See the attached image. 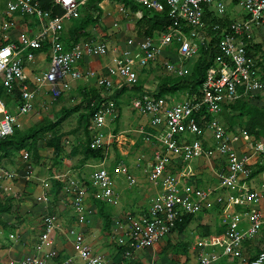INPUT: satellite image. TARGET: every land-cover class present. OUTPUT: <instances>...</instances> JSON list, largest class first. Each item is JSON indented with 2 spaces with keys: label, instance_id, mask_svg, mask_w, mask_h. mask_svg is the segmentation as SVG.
Returning a JSON list of instances; mask_svg holds the SVG:
<instances>
[{
  "label": "built area",
  "instance_id": "2783aa9c",
  "mask_svg": "<svg viewBox=\"0 0 264 264\" xmlns=\"http://www.w3.org/2000/svg\"><path fill=\"white\" fill-rule=\"evenodd\" d=\"M87 0H53L54 5L64 12L60 17L51 18L49 13L39 8L37 0H17L8 4L7 17L15 12L46 21L40 34L33 38L21 37L20 46H4L0 48V76L3 86L11 90L15 83L20 84L21 101L17 115H26L33 110L39 89L32 90L24 84L25 74L19 57L23 51L41 50L48 45L49 69L36 79L37 87H49L60 92H69L67 80L79 81L95 79V85L110 93L114 88L113 78L122 84L135 85L139 72L157 64L164 52L175 41L178 45L177 54L184 61H193L199 56L198 43L204 45L207 41L204 22L206 8L217 16L226 15L224 0H129L134 4L155 12H167L173 21V28L167 34L157 39H128L125 48L112 52L110 63L105 68V76H97L90 70L81 72L79 63L85 57L106 58L111 52L104 42H91L74 51H66L59 40L65 22L78 17L79 8ZM235 6L245 12V16L233 21L223 29L217 45L220 53L214 65L206 73L201 96L185 99L179 102L155 98L153 94L145 93L132 102V110L148 119L147 124L138 131L146 143H152L157 149L148 165V180L154 185H163L166 190L152 200L148 212L142 216H127L129 237L132 251L125 253L126 259H131L134 252L145 250L170 235L176 224L185 216H197L205 207L212 204L225 206L228 204L233 211L227 212L228 221L221 239L222 255L228 259L239 260L242 264H264V252L250 259L244 252L245 242L254 239L264 226V216L259 211L264 209V184L259 188H248L243 182L251 174L254 167L264 156V142L251 143L240 130L228 131L219 123V115L228 104L262 93L263 81L260 69L249 59L247 48L254 45L253 29L264 30V0H231ZM119 8L124 13L123 6L115 1L105 2ZM141 17V15H140ZM111 12L104 19H111ZM113 28L118 27L116 23ZM11 27L9 22L3 25L2 31ZM181 27L192 29L186 35ZM215 26L214 30H219ZM195 41H198V43ZM34 54L28 53L27 59L32 61ZM164 59V58H163ZM161 66L170 75L185 76L188 72L182 67H176L168 61ZM17 115L10 114L0 103V138L11 136L17 126ZM196 115L203 122L207 115L214 118L205 125L203 131L198 126ZM116 121V113L112 104L101 105L95 112L90 130L93 140L90 147L94 150L108 149L113 137L105 129ZM145 128L152 130L147 132ZM202 136V139H196ZM191 138V139H190ZM208 138L212 140L209 144ZM22 160L28 161V155L22 154ZM196 160L216 162L212 173L218 179L214 188L185 187L179 180L168 174V168L177 164H190ZM31 166L28 172L31 174ZM111 175L106 169H98L91 177V184L98 189V197L112 206L118 205V195L115 192L116 179L128 177V169L121 165ZM264 176V173L262 174ZM182 177V176H181ZM16 174L0 168V181L12 182ZM134 179H128V186H135ZM237 192L236 196H223L224 192ZM66 192L71 197V209L76 221L83 225L87 221L85 203L89 198V188L86 182L70 180ZM42 202L47 203L44 196ZM236 208H241L240 212ZM241 223L243 224L241 226ZM60 229L56 215H46L43 218V245L52 244V236ZM74 238L77 256L82 264H109L103 255L94 253L85 244V234L74 228L67 231ZM13 239V236H10ZM57 257L55 251L45 256L28 257L23 264H48ZM217 260L213 252H201L197 264H214ZM13 264V263H10ZM69 264V262L67 263ZM149 264H156L151 262Z\"/></svg>",
  "mask_w": 264,
  "mask_h": 264
},
{
  "label": "crops",
  "instance_id": "0c3cea01",
  "mask_svg": "<svg viewBox=\"0 0 264 264\" xmlns=\"http://www.w3.org/2000/svg\"><path fill=\"white\" fill-rule=\"evenodd\" d=\"M16 1L17 0H0V48L9 45L19 47V40L22 36L33 39L40 34V32L43 30V27L45 26L46 21L38 20L35 17H30L20 12H15L10 17H7L8 4L15 3ZM37 2L39 5V0H37ZM107 6L110 5L108 3L106 4L105 2L103 3V5H101V9L103 11L102 19L105 18L106 12H104V9L108 10V8H106ZM114 8L116 9L115 11L113 10ZM110 10L113 11H110L112 18L110 20L104 19L102 20V22L104 23L105 20H108L110 27L113 28V23H116L118 25V18H121L119 17L121 16V14H117L118 7L111 6ZM237 18L240 19L241 16H238ZM7 22L11 24V27L7 30V32H3V25ZM69 25L70 21L65 22L64 28L67 29ZM102 28H104L103 25ZM100 32L101 31H98V34H100ZM103 36L107 37V34H104ZM128 39L138 38L129 37L124 41L119 38V40H117V44L115 42L113 43L114 46L106 43L111 52L106 58L85 57L79 63L78 70L81 72L90 70L92 72H95L98 77L105 76V68L110 63L112 52L120 48H125V43ZM253 43L261 45L262 42L253 41ZM85 45L87 44H82V47ZM111 47L114 50H111ZM29 52H31L35 56L32 61H29L27 59V55ZM47 54L48 46L45 49L43 47V49L39 51H23L19 55L25 74V80L23 83L32 90L39 89L37 92L33 110L30 111L31 115H40V113L46 112L49 109V106L55 105L61 98L67 97L71 92L75 90L78 91L80 98L78 104H80L81 101L80 94L83 91L91 90L93 88L99 91L102 101L104 102L103 105H107L110 103L112 104V101L110 99L111 96H119V101L120 103H122V99L124 98V96L129 95V92L119 95L125 85L122 84L117 78H113L114 88L110 93L98 88L95 85L94 78L82 79L79 81L67 80V84L70 86L69 92H60V90L58 89L53 90L49 87L38 88L36 79L38 77H41L49 69V60ZM166 57L172 62L177 63L176 67H179V58L175 54L171 53L170 50L166 54ZM45 62L47 64L45 71L42 75H38L37 65ZM163 62L164 59L162 58L157 64L152 65L149 68L139 72L138 82H141L143 84V91L145 90L146 93H153V89L148 87V84L151 83L149 82V79L154 78L153 75L157 69L162 73L163 76H170V74H168L161 66ZM1 94L4 98L0 97V103L5 106V109L10 114L17 115L18 112L15 113V108L18 109L19 103L21 101L20 84L15 83L13 88L11 90H8L3 86V78L2 76H0V95ZM259 104H263L262 101L259 102ZM19 117H22V115H17V125L19 124ZM146 124L147 121L145 123H140L136 129L137 133L139 129ZM116 126L118 127V124L115 121L105 129V132L107 134H111V136L113 137L111 146L113 145L114 139L117 135H126L125 132H118ZM17 128L23 131V127L21 125H19V127ZM146 129L147 128H145V130ZM63 140H65V138ZM144 145H146V143ZM143 147L144 146H141V149ZM128 156L129 155L122 156L117 160L114 151L113 153H109V151H106L105 159L99 165H94V161L87 162L82 168H79L77 165L76 172L80 174L79 176H77L78 178L76 177V179L73 175H70V172L62 173L59 172V170H54L53 168L50 174L48 173V175H45L42 168H35L36 171H33L34 166H31V174H29L28 167H23L24 162L20 159V157L18 159L19 162H21L19 163L21 164V167H18L17 163L16 167L12 166L5 168L11 173L16 174V178L12 182L0 181V200H3L7 197H12L15 199V202L13 213L10 215H5L3 217V222L8 226L9 230V234L7 236L8 240L3 237L4 229L0 227V264H23L25 259H27L28 257L45 256L51 251H55L60 258L54 259L48 264H67L68 262L70 264H82L77 256L74 239L69 237L67 234V231L70 228H74L77 232H83L85 234V244H87L94 253L103 255L111 264L120 247H130L131 245L128 242L129 231L128 226L124 223V216L122 218H118L116 213V211L119 209V206H121L120 198L123 191V189L116 190L117 181L121 182L122 180H124V178L134 179L136 181L135 187H144L143 184H148L150 186H148L146 190L144 189L140 191L141 197L143 198L138 203L139 205L135 210L136 212H134L135 214H132L135 216H142L146 214L150 208L152 200H154L160 193L164 192L166 190V187L163 185L154 186L148 180V171L145 170L143 172L146 174V179L143 181L139 180V178L137 177L138 175L136 176L133 173L134 169L136 168L132 167L133 170L130 174L128 172V177L120 176L118 179H116L115 192L119 198L118 205H109L118 208L115 210L111 208V227L110 231L106 232L102 229V220L97 215V209L90 197V194L85 203V214L87 216V222L83 225H80L76 221L73 210L71 209V197L66 192V186L70 180H78L83 183L86 181H91L93 173L102 168L106 169L111 175H114V170L117 167L119 168V166H124L126 164L124 158ZM79 158L80 157H77L78 160ZM152 158L153 154L151 159L147 163V170L148 165L152 161ZM192 163L188 165L180 163L177 165H173L172 167L168 168V172L170 174L172 172L178 173L180 177L182 176L181 178L183 179L185 178V175H187L188 172L193 169L194 166H192ZM108 164L110 165L108 166ZM113 165H115L116 168H113ZM85 169L93 170L89 178L84 176ZM199 173L202 174L201 172ZM140 175H142V173H140ZM209 176L211 177V182H209ZM259 177L262 178L261 182L258 181V183L254 184L255 180H258L257 178ZM259 177L251 180L248 183L249 188H259L264 184V176L260 175ZM53 181H58L62 184V189L58 194H56L57 187L53 185ZM193 182L197 187L201 189H207L210 186H213V184H216V186L218 185V179L216 178V175L211 172L210 174H202L197 178L191 179L190 183ZM233 194V192L227 191L223 193V196L228 197L229 195ZM44 196L48 199L47 203L42 202V198ZM233 196H236V193ZM150 199V204L147 205L146 208H144V202L142 201L146 200V202H148V200ZM227 208H229L228 204H226L225 206L212 204L210 207H205L200 214L194 217L193 221L182 233L174 230L170 235L154 244L153 246L142 251L134 252L131 259H127L125 264H149L151 262H154L156 264H197L198 255L201 252L206 251L216 254L217 260L214 264H242L239 260L228 259L223 256L221 247L215 248V245H220L219 243L221 242L222 236L224 234V232L220 234V231H225V224L228 221L226 212L228 211ZM257 209H259V211L262 212L264 216L263 207L261 206ZM241 210V208H236L237 212H240ZM120 212L122 213V211H119V213ZM49 213H53L58 216L60 229L55 231L52 236V244L47 246L42 244L41 237L43 234V218L46 215H49ZM66 213H68V217L64 216ZM243 224L241 223V226ZM187 234L188 236H185ZM10 236H13L14 238L11 239ZM260 247H262L261 251H259ZM262 251L264 252V226L260 230L259 234L254 239L245 242L243 247V252L250 259L258 255Z\"/></svg>",
  "mask_w": 264,
  "mask_h": 264
},
{
  "label": "trees",
  "instance_id": "16d2710c",
  "mask_svg": "<svg viewBox=\"0 0 264 264\" xmlns=\"http://www.w3.org/2000/svg\"><path fill=\"white\" fill-rule=\"evenodd\" d=\"M106 1L108 0H87L80 6L78 17L72 19L69 27L67 29L64 28L60 33L61 35L59 38L66 51H74L82 47V44H89L95 41V34L102 28L103 11L101 5ZM112 1L121 4L124 13L128 15V17H135L138 13L141 14V17L136 19L133 23L135 38L157 39L161 35L169 33L173 28V21L169 18L167 12L159 13L151 11L129 0ZM233 4L235 5L234 2ZM39 6L44 12L49 13L51 18L60 17L64 12L61 8L55 7L53 0H39ZM203 20L207 25L206 35L208 41L204 45H200L198 41H195L198 43L199 56L193 63L190 73L185 76L165 75L160 78L152 93L155 98L179 102L181 101V96L186 97V99H192L194 96L199 98L201 96L206 73L209 68L214 65L215 61L220 58L217 45L220 40L221 32L233 22V20L227 16H217L208 8H206L204 12ZM215 26H219L220 29L214 30ZM181 30L188 36L192 31V29L185 27H181ZM47 46L48 45L45 44L43 46L44 49ZM176 47H178V45L174 41L164 52V61L168 59L166 54L169 50L179 58ZM261 53L262 47L259 44L249 45L247 48L249 59L252 61L255 59L259 60L254 63L255 66L260 69L264 84V54L261 55ZM259 55L260 58L257 57ZM261 61H263V64H261ZM168 62L175 66L177 64L169 59ZM185 62L188 63L191 61L186 60ZM123 84L125 87L122 88L119 95L129 92L131 101L139 99L145 94L143 93V84L141 82H137L135 85ZM0 97H3V95L1 94ZM80 97L81 101L79 105L68 110H62L56 116L55 120L43 118L23 131L15 127L11 136L0 138V168L6 170L4 167H1V165L12 166L19 157L22 160L23 153L28 155L27 162L22 160L27 165L25 167L40 165L42 162V157L39 152L41 143L44 144L45 148L53 152L56 159H60L64 153L63 139L67 136H74L76 132L79 131L82 133V138L79 144L71 149L69 156L72 158L80 157L78 160L79 168H82L89 161L103 162L107 150L105 148L94 150L90 147L93 140V133L90 127L95 112L104 102L102 101L99 91L94 88L83 91ZM263 97L264 86L262 93L251 95L248 98L234 101L225 106L223 111L216 116V119L228 131L240 130L242 135L251 143L264 142V103L261 105L259 104ZM110 99L115 109L116 122L118 124L121 117L119 96H111ZM73 114H78L76 130L68 133L62 132V124ZM195 117L202 131L205 125L214 118L212 115H207L206 119L201 122L200 116L196 115ZM146 131L154 133L148 128ZM196 139H202V136H197ZM145 143L143 136H139V138L136 139L126 135H117L114 139L112 149L118 160L122 156L129 155L132 148L141 147L140 145ZM113 166V168H116L115 165ZM263 173L264 156H262L260 161L251 168V174L243 184L249 188L248 183ZM53 185L57 187L56 194H58L62 189V184L58 181H53ZM86 185L89 188L90 197L96 206L97 215L102 220V229L109 232L112 222V215L109 210L111 206L105 200L98 197V189L93 187L90 181H86ZM14 202L15 199L12 197L0 200V227L4 230L8 229V226L3 222V217L13 213ZM49 215L55 214L49 213ZM194 217L193 215L185 216L176 224L174 230L182 233L193 221ZM223 232L224 230H221L220 234ZM261 249L262 247H260L259 251H261ZM132 250V245H130V247H120L111 264H125L127 260L125 258V253ZM256 256L252 257V259ZM59 258L60 257L57 255V257L49 260L48 263Z\"/></svg>",
  "mask_w": 264,
  "mask_h": 264
},
{
  "label": "rangeland",
  "instance_id": "374dc122",
  "mask_svg": "<svg viewBox=\"0 0 264 264\" xmlns=\"http://www.w3.org/2000/svg\"><path fill=\"white\" fill-rule=\"evenodd\" d=\"M224 3L226 5V15L227 17H229L231 20H237L239 18H237L238 16H245V12L243 10H241L239 7L235 6L231 0H224ZM106 8H108V10L104 9V12L106 11H111V6H107ZM114 11L116 10L115 8L113 9ZM113 12V11H111ZM117 14H121V12H119V8H118V13ZM140 13L136 14L135 17H131V16H127L125 17L124 15L121 14V18H118V27L116 28H111L109 25V21L105 20L104 23L102 22V25L104 28H101L100 34H95V41H103L105 43H109L111 44V46H114V42L117 44V40L122 39L123 41L126 38L132 37L134 38V26L133 23L135 22L136 19L140 18ZM231 16V17H230ZM116 18V16H115ZM103 20V19H102ZM115 21V20H114ZM113 29V30H112ZM104 34H107L106 36H103ZM259 35V36H258ZM252 40L254 42H262V54H264V30L263 29H253V35H252ZM196 43V42H195ZM178 49V47H176ZM111 50H114L111 47ZM260 58V55L257 56ZM180 60L179 63V67H182L185 72L190 73L193 63L195 62L196 59H194L191 62H185L183 60ZM259 61L258 59L253 60V62H257ZM261 64H263V61H261ZM46 62L37 65V73L38 75H42L43 72L46 69ZM153 79H149V83L148 87H150L151 89H155V86L157 85V82L160 78L163 77L162 73L159 72V70L157 69L156 72L153 75ZM143 93H146V91L144 90ZM79 94L78 91L75 90L73 92H71L67 97L61 98L55 105L53 106H49L48 110L46 112L40 113V115H31L26 114L23 115L22 117H19V124L17 125V127H19V125H21L23 127V130L27 129L28 127H30L31 124H34L35 122L43 119V118H50L51 120H55L56 116L62 111V110H68L71 108H74L75 106L79 105ZM186 97L181 96L180 100H185ZM262 103H264V97L262 98ZM131 99H130V95H125L124 98L122 99V103L120 105V110H121V117L118 123V127H117V131L118 132H125L126 136H135L133 138H139L138 133L136 131L138 125L140 123H145L146 121H148V119H146V117L141 116L139 113L134 112L132 110V106H131ZM176 102V101H174ZM177 103V102H176ZM15 113L18 112V109L15 108ZM38 119V120H37ZM77 120H78V115L77 114H73L71 115L63 124H62V132L64 133H68V132H72L74 130H76L77 127ZM81 131L76 132V134L74 136L71 137H67L65 138V140H63V148H64V153L62 154V156L60 157V159H56L53 152L47 148L44 147V144L41 143V148H40V155L42 156V160L43 162L40 163V165L38 166H34L33 171H36L35 168L39 169L42 168L43 172L45 173V175H48V173L50 174V172L52 171V168L54 170H59V172H70V175H73L76 179L77 176H79L80 173L76 172V167L78 165V159L77 158H72L70 157V151L72 148H74L75 146H77L79 144L80 139L82 138L81 135ZM191 139V138H190ZM208 143L211 144L212 140L210 138H208ZM140 146H144L142 149L141 147H137V148H132V150L130 151V154L128 157L124 158L125 160V167L128 169L129 174L132 172V167H135L136 169H134L133 173L134 175H138L137 177L139 178V180H145L146 179V174L143 172L144 170L147 171V163L148 161L151 159L153 152L157 149L154 145H152L151 143H146V145L141 144ZM109 151V153H113V149L112 146L110 145L109 149L107 150ZM198 161V162H196ZM192 163L193 169L191 171L188 172L187 175H185V178H181L180 175L178 173H174L172 172L171 174L168 172V174L172 177H174V179L179 180L180 183H183V186L185 187H194L195 184L190 183L191 179L193 178H197L199 176H201L202 174H210V172L212 173V168L214 167V164L216 162H208V161H204V160H196ZM18 163V165H17ZM21 162H19V159H16V161L14 162V164L12 166L16 165L18 167H21V164H19ZM44 166H43V165ZM94 165H99V162H94ZM110 164H108L109 166ZM9 165H1V167L4 168H8V167H12ZM27 166L25 163H23V167ZM191 167V166H190ZM192 168V167H191ZM91 172H93L92 169H85V174L84 176L89 178V176L91 175ZM199 172H201L202 174H200ZM140 173H142V175H140ZM34 174V173H33ZM210 177V176H209ZM78 178V177H77ZM258 180H255L254 184L261 182V177L257 178ZM81 182V181H80ZM211 182V177H210V181ZM140 185V184H139ZM144 187L139 186V187H129L128 186V179L124 178V180H122L121 182L117 181V185H116V190L118 189H123L122 191V195L120 198V205L119 209L116 211L118 218H122L124 216V223L128 226L127 223V216L128 215H132L135 214L134 212H136L135 210L138 208V203L141 201V199L143 197H141V190H146V188L149 186L148 184H143ZM161 186V185H160ZM214 186H216V184H213V186H210L209 188H214ZM118 187V188H117ZM135 187V188H134ZM150 187V186H149ZM127 188V189H126ZM161 188V187H160ZM149 190V189H148ZM227 198V197H225ZM151 199L148 200V202H146V200L142 201L144 202V208L147 207V205H149ZM111 208L113 210L117 209L118 207H110L109 210L111 211ZM143 208V207H142ZM228 211H233V208H227ZM119 211H122V213ZM226 211V212H228ZM64 216L68 217V213H66ZM135 216V215H133ZM137 216V215H136ZM4 235L3 237L5 239L8 240L7 236L9 234V230H3ZM185 236H188L185 235ZM74 239V238H73ZM187 239V238H186ZM220 244V243H219ZM221 246V244L219 246L215 245V248H219Z\"/></svg>",
  "mask_w": 264,
  "mask_h": 264
}]
</instances>
